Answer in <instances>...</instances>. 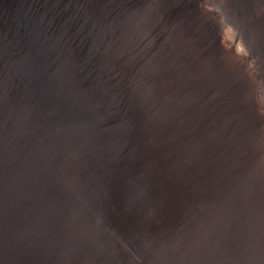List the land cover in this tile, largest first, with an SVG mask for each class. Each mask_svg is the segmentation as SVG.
Returning a JSON list of instances; mask_svg holds the SVG:
<instances>
[{"label": "water", "instance_id": "water-1", "mask_svg": "<svg viewBox=\"0 0 264 264\" xmlns=\"http://www.w3.org/2000/svg\"><path fill=\"white\" fill-rule=\"evenodd\" d=\"M217 0H0V264H264V68Z\"/></svg>", "mask_w": 264, "mask_h": 264}, {"label": "flooded vegetation", "instance_id": "flooded-vegetation-1", "mask_svg": "<svg viewBox=\"0 0 264 264\" xmlns=\"http://www.w3.org/2000/svg\"><path fill=\"white\" fill-rule=\"evenodd\" d=\"M219 7L233 9L235 20L244 24L247 40L253 55L264 68V0H217Z\"/></svg>", "mask_w": 264, "mask_h": 264}, {"label": "rangeland", "instance_id": "rangeland-1", "mask_svg": "<svg viewBox=\"0 0 264 264\" xmlns=\"http://www.w3.org/2000/svg\"><path fill=\"white\" fill-rule=\"evenodd\" d=\"M240 2H241V6H242V3H243V4L245 3L243 0H240Z\"/></svg>", "mask_w": 264, "mask_h": 264}]
</instances>
